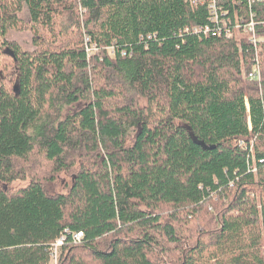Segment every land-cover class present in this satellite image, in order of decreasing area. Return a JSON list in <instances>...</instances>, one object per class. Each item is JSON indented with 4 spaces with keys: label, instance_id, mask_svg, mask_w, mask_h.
Listing matches in <instances>:
<instances>
[{
    "label": "trees",
    "instance_id": "obj_1",
    "mask_svg": "<svg viewBox=\"0 0 264 264\" xmlns=\"http://www.w3.org/2000/svg\"><path fill=\"white\" fill-rule=\"evenodd\" d=\"M208 2L0 0V264H264V2Z\"/></svg>",
    "mask_w": 264,
    "mask_h": 264
},
{
    "label": "built area",
    "instance_id": "obj_2",
    "mask_svg": "<svg viewBox=\"0 0 264 264\" xmlns=\"http://www.w3.org/2000/svg\"><path fill=\"white\" fill-rule=\"evenodd\" d=\"M250 3H256V2H264V0H248ZM190 7L194 8L196 7L199 3H203V0H188ZM215 3L216 0H209L208 2V10L210 12V17L209 19H213L212 21H218V15L216 13V8H215ZM230 21H226V20H222L221 23L223 25L224 31H226V36H231L233 35V33H240L241 31L243 33L248 34V38H247V42L248 44H252L253 46H255V50L256 52H258L260 50V47H258V42L260 41L257 37V35L255 34V23L253 21V13H250V18L246 23H241V18L236 17L234 20V28L231 29L227 26V24ZM264 24V23H263ZM196 30V29H195ZM148 37H150V35H148ZM263 41H264V37H263ZM93 48H96L94 45H92L91 50ZM122 54H126L125 50L121 51ZM259 74H260V66L258 64L255 65L254 68H252L249 72H248V77L251 79H258L259 78ZM244 103H245V107H246V111L249 112V103L247 100V97L244 98ZM241 143V141H240ZM250 153L252 155V159H251V170L252 172H256L257 171V164H263L264 160L260 159L257 160L254 157V153H253V149H252V145L250 146ZM79 235H81V233L76 234V237H79ZM62 243V237L60 239H58L56 241V243L54 244V248H53V255L56 254L57 248L56 246L60 245Z\"/></svg>",
    "mask_w": 264,
    "mask_h": 264
},
{
    "label": "rangeland",
    "instance_id": "obj_3",
    "mask_svg": "<svg viewBox=\"0 0 264 264\" xmlns=\"http://www.w3.org/2000/svg\"><path fill=\"white\" fill-rule=\"evenodd\" d=\"M21 15L23 17V20L28 24L29 23V15L25 9L21 13ZM233 34H235V33H233ZM9 37H10V39L15 40L23 48H28V49L30 48L31 49V47H32L33 34L30 32L28 27L21 29V30L11 31L9 34ZM92 51L94 53H97L96 48H93ZM109 54L111 55V52H109ZM79 107H80L79 104H75L73 106H70L66 109V113L71 112L73 110H76ZM30 163H34V164H31L28 167H30V168L32 167L35 171H36V169L39 168L38 171L42 175L46 174L47 177L49 176L50 171L48 170V167H47L48 164L45 161H43V159H41V157L37 153L32 154V156L30 157ZM70 178H71L70 176H65V174H63V173H61L60 175L57 174V176L54 178L55 180L52 181V186H51L50 190L52 191L54 189L64 188L66 185L65 182L67 183ZM48 181H49V179H48ZM24 183L25 182H23V181H16L14 184L15 185H21ZM48 184H49V182H48ZM61 253L60 252L58 253L56 260L50 259L48 264H58L60 261L59 257L61 256Z\"/></svg>",
    "mask_w": 264,
    "mask_h": 264
},
{
    "label": "bare ground",
    "instance_id": "obj_4",
    "mask_svg": "<svg viewBox=\"0 0 264 264\" xmlns=\"http://www.w3.org/2000/svg\"><path fill=\"white\" fill-rule=\"evenodd\" d=\"M66 233H69V231H68L67 229H65L64 232H62V233L60 234V236L55 240V243H56V241L62 237V243H61L60 245L56 246L57 251H56V254H55V255H53V248L55 247V246H54L55 243H53V244L51 245V246H53V247H52V249L50 250V259H54V260L57 259V255H58V253L60 252V246L63 245V241H64V239H65V235H66ZM78 233H81V232L74 233L73 237L76 238V239L80 238V237L82 236V234L79 235V237H76V236H75V235L78 234Z\"/></svg>",
    "mask_w": 264,
    "mask_h": 264
},
{
    "label": "water",
    "instance_id": "obj_5",
    "mask_svg": "<svg viewBox=\"0 0 264 264\" xmlns=\"http://www.w3.org/2000/svg\"><path fill=\"white\" fill-rule=\"evenodd\" d=\"M187 131H188V134L190 136V138L197 144H199L200 146H202L204 149H212L214 148L215 146L214 145H208L206 144L203 140H200L197 138V136L193 133V131L191 130L190 126L184 124L183 125Z\"/></svg>",
    "mask_w": 264,
    "mask_h": 264
}]
</instances>
